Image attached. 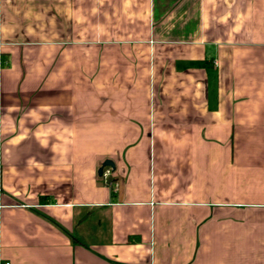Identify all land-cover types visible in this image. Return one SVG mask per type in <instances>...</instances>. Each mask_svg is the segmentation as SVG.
<instances>
[{
    "label": "crops",
    "instance_id": "0c3cea01",
    "mask_svg": "<svg viewBox=\"0 0 264 264\" xmlns=\"http://www.w3.org/2000/svg\"><path fill=\"white\" fill-rule=\"evenodd\" d=\"M4 260L264 264V0H0Z\"/></svg>",
    "mask_w": 264,
    "mask_h": 264
},
{
    "label": "water",
    "instance_id": "95a60500",
    "mask_svg": "<svg viewBox=\"0 0 264 264\" xmlns=\"http://www.w3.org/2000/svg\"><path fill=\"white\" fill-rule=\"evenodd\" d=\"M113 162L109 159H106L103 161V163L101 164V166L98 168V174L101 175L102 174V169L104 166H111L113 167Z\"/></svg>",
    "mask_w": 264,
    "mask_h": 264
},
{
    "label": "built area",
    "instance_id": "2783aa9c",
    "mask_svg": "<svg viewBox=\"0 0 264 264\" xmlns=\"http://www.w3.org/2000/svg\"><path fill=\"white\" fill-rule=\"evenodd\" d=\"M1 264H10V262L7 260H4Z\"/></svg>",
    "mask_w": 264,
    "mask_h": 264
}]
</instances>
